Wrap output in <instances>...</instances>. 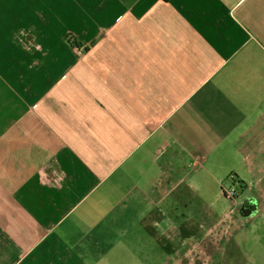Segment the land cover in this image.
Masks as SVG:
<instances>
[{
    "label": "crops",
    "instance_id": "0c3cea01",
    "mask_svg": "<svg viewBox=\"0 0 264 264\" xmlns=\"http://www.w3.org/2000/svg\"><path fill=\"white\" fill-rule=\"evenodd\" d=\"M261 219L264 0H0V264H243Z\"/></svg>",
    "mask_w": 264,
    "mask_h": 264
},
{
    "label": "rangeland",
    "instance_id": "374dc122",
    "mask_svg": "<svg viewBox=\"0 0 264 264\" xmlns=\"http://www.w3.org/2000/svg\"><path fill=\"white\" fill-rule=\"evenodd\" d=\"M249 185L252 186V183L247 182ZM232 190L235 191L236 196H242L243 193H248L247 191H243L240 193V189L242 188V185L236 182L233 183ZM228 189H224V193L226 191H232ZM239 207V205H238ZM256 224L257 230L255 231L253 228H251L249 225H246V231L245 235H243V238H248L247 244H245V252L247 253V256L244 258L246 259V262L243 264H264V219L257 220ZM237 249V246L235 247ZM236 251H234V254ZM237 255L241 257L240 250L237 252ZM237 258V256H235Z\"/></svg>",
    "mask_w": 264,
    "mask_h": 264
},
{
    "label": "built area",
    "instance_id": "2783aa9c",
    "mask_svg": "<svg viewBox=\"0 0 264 264\" xmlns=\"http://www.w3.org/2000/svg\"><path fill=\"white\" fill-rule=\"evenodd\" d=\"M225 196L231 201L234 205V201L236 200L237 196L234 191H226Z\"/></svg>",
    "mask_w": 264,
    "mask_h": 264
},
{
    "label": "trees",
    "instance_id": "16d2710c",
    "mask_svg": "<svg viewBox=\"0 0 264 264\" xmlns=\"http://www.w3.org/2000/svg\"><path fill=\"white\" fill-rule=\"evenodd\" d=\"M69 43H71V45H75L76 44V42L73 39H71V38H69Z\"/></svg>",
    "mask_w": 264,
    "mask_h": 264
},
{
    "label": "flooded vegetation",
    "instance_id": "af4514ba",
    "mask_svg": "<svg viewBox=\"0 0 264 264\" xmlns=\"http://www.w3.org/2000/svg\"><path fill=\"white\" fill-rule=\"evenodd\" d=\"M250 211V210H249Z\"/></svg>",
    "mask_w": 264,
    "mask_h": 264
}]
</instances>
